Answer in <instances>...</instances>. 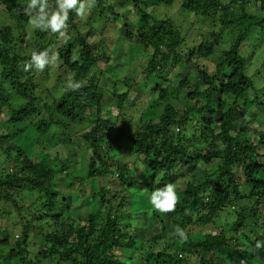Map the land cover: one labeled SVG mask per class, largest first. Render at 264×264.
<instances>
[{
  "label": "trees",
  "instance_id": "16d2710c",
  "mask_svg": "<svg viewBox=\"0 0 264 264\" xmlns=\"http://www.w3.org/2000/svg\"><path fill=\"white\" fill-rule=\"evenodd\" d=\"M148 1L122 2L126 3L122 7L129 6L143 20L136 27L122 17L123 12L116 13L111 7L110 19L122 17L124 39L145 51L140 66L135 67L137 61L131 65L133 80L138 84L140 74L145 80L156 81L153 97L159 113L154 117L149 115V108L143 109L134 119L126 110L131 83L126 81L127 89L118 92V81L98 68L110 57L95 50L89 35L79 31L74 10L69 12L70 39L65 42L57 34L39 29L25 36L29 17L24 8L28 0H0L2 13L15 21L19 31L16 35L11 24L0 23V215L15 213L8 220L18 229L16 238L7 224L0 231V243L8 248L1 255L5 259L19 264L46 260L54 264L255 263L245 241L255 246L261 240L258 236L250 239L246 230L248 218L264 202V121L260 122L263 127L251 126L254 117H245V111L252 107L262 113L264 59L254 76L261 81L257 87L247 72L254 52L246 57L241 47L249 40L251 44L259 41V56L264 53V0H252L257 13L247 11V0H182L183 10L211 27L205 34H198L199 43L185 52L181 46L187 33L171 18H158ZM54 2L50 0V4ZM104 3L96 0L98 12H102ZM156 3L170 4L172 0ZM225 32H230V43L220 52L213 70L202 66L200 86L186 76L180 77L176 90L161 85L168 81L164 73L175 70L183 59L198 65L192 57H209L222 43ZM49 47L59 53L58 67L83 84L76 91L65 86L56 102L42 100L35 93L36 71L22 68L33 50ZM105 73L113 84L107 100L114 98L113 121L104 114L111 105L104 99L106 83L99 81ZM179 94L183 97L181 105ZM28 119L36 145L41 148L35 157L28 156L21 146L22 136L27 135L22 122ZM82 141L88 154L83 174L69 169V186L79 180L83 185L76 200L85 196L87 185L90 189V210L85 219L79 220L72 196L61 193L57 186L66 157L61 158L58 150L46 151L54 145L74 147ZM139 159L142 180L136 172ZM103 178L111 185L99 183ZM93 181L97 185H92ZM168 183L176 186L179 201L174 211L161 213L149 197ZM140 190L147 193L158 231L144 237L137 248L138 219L133 207L137 205L134 194ZM245 201H252V205ZM221 210L232 219L229 217L223 228L217 226V230L196 236V228L212 224ZM176 227L185 231L186 240L174 234ZM30 235L39 246L35 256L27 259ZM187 258L193 261L185 263ZM257 264H264V251Z\"/></svg>",
  "mask_w": 264,
  "mask_h": 264
},
{
  "label": "rangeland",
  "instance_id": "374dc122",
  "mask_svg": "<svg viewBox=\"0 0 264 264\" xmlns=\"http://www.w3.org/2000/svg\"><path fill=\"white\" fill-rule=\"evenodd\" d=\"M124 0H105V3L103 4L102 12H98L96 10V5L90 10L89 15L85 20H81L78 16L74 22L76 23L79 31H81L84 35H89L88 39L93 45L94 49L97 51H100L101 53H104L105 55L110 57V60L108 62L102 60L100 62V65L98 68H102V70H105L109 75L113 76L118 81V89L117 91L120 92L122 90L127 89L126 81L131 83L130 91L127 94V101H126V110L133 116L134 119H137L139 117V114L143 109L149 110V115L156 117L157 113L160 111V107L158 105V102L154 100L153 94H154V86L156 85V81L152 80L150 78L149 80H145L141 78L140 74H137L139 76V83L137 84L133 80V73L131 72V65L134 61L138 62V65H135V67L140 66L139 64L142 62L143 56L145 55V51L143 48H139V46H135L133 43H129L124 39V33L121 29V25H123L122 17L129 18L128 21H130V24L138 25L139 21L141 24V20L135 10L130 9L129 6L122 7V4ZM248 3L246 5L247 11L251 12H258L257 8H254L252 5V0H247ZM182 0H172V3L166 4V3H156V0L148 1L146 4L153 5L151 7L153 9V13L158 18H171L175 23L177 24V27L182 30L184 33L186 32V38L184 43L181 46V50L183 52L187 51L188 49H192L195 47L199 41L200 37L198 34H205L207 30H210L211 27L208 23L203 20V22L200 21L198 16H195L192 13L186 12L182 9L181 3ZM111 7L116 11V13L123 12L122 17H118L115 21L113 19H110L112 15ZM151 9L150 7H148ZM147 8V9H148ZM152 11V10H151ZM234 11L235 13L239 12V7H235ZM143 22V20H142ZM0 23L3 24H11L15 34L17 35L19 33L18 29H16V23L15 21L9 19L6 15L2 13V9L0 8ZM139 24V25H140ZM120 28V30H119ZM35 29H32L29 25L24 31V35L26 36V33H34ZM229 31V29L227 30ZM230 33V32H228ZM227 32L223 33L221 36L222 43L219 44L217 48H215L214 52L207 58L201 59V58H195L192 57L193 60L198 63H192L187 61L186 59L182 60V64L180 66H177L175 70H168L164 75L168 78V81L162 82L161 85L165 86L169 90H176L178 81L180 80V77H188L189 80L196 86L201 85V81L199 80V73L202 69V66H205L209 71L213 70L215 67V63L218 60V56L220 55V52L225 49L229 43L231 36ZM232 33V32H231ZM258 37L262 38L261 35ZM251 40L244 43V45L241 47V52L244 56H248L251 54V52H254V55L250 56L251 60L250 63L247 65V72L248 74H251L253 79L256 81V86L261 85V81L256 77V71L261 66V62L264 59V53L259 56L260 53V42L251 44ZM264 49V46L261 47ZM30 50V48L28 49ZM256 55V59H255ZM254 57V58H253ZM129 60H132L130 63H128ZM254 62V63H251ZM199 66V67H197ZM140 70V69H139ZM36 71V72H35ZM34 72L36 73V90L35 93L39 95L42 100L50 101V102H56L58 98L64 93V88L67 86V82L69 80L70 73L68 71L63 70L62 68H59L58 65L51 66L49 65L44 69V71L40 72L34 69ZM48 73V74H46ZM104 76L99 77V81L102 83H106L104 90V99L105 102H108V104H111L114 102V98L111 96L109 99L110 101H107L109 96L111 95V91L113 90V84H111V81L107 80L105 78L106 74ZM60 76V78L58 77ZM127 79V80H126ZM258 81V82H257ZM125 82V83H124ZM148 85V86H147ZM174 88V89H173ZM179 105L183 102L182 94H179L177 97ZM262 108V113H264V106ZM106 111V110H105ZM255 111L252 107L249 108V110L245 111V117L247 116H253L254 117V123H251V126L254 127H263V125H260V122L264 121V115ZM104 114H109L106 117L110 118V120H114L116 117L115 109L112 107V104L109 106V109L104 112ZM29 119L27 121L22 122V126L27 127L26 134L22 136L21 146L24 148L25 153L28 156L35 157V154L38 150L41 148L36 145V140L33 137V131L31 130V126L29 125ZM237 122L243 121L241 118H236ZM4 124L3 122H1ZM85 122H83L84 124ZM120 123V122H118ZM18 127L21 125H17ZM85 126L82 127V129ZM75 144V143H74ZM46 147V146H45ZM63 147V149L61 148ZM49 150L46 152L48 153H55L57 150L59 151L60 157L65 158L64 159V171L62 174L59 175V178L57 180V186L58 189L61 191V193L65 195L72 196V199L74 200L73 203L76 209V214L79 220L85 219L87 216V212L90 210V203H89V185L86 187V194L84 197H79L78 200L75 199V196L79 195L78 192L80 190H83V185L81 184V181H77L76 184L73 187L69 186L70 183V174L72 168L77 169L76 171L79 172V175L83 174L81 173L83 170V167L86 163V158L88 156L87 153H85L86 145L85 142L82 141L80 144H75L74 147L71 144H64L63 146H57L54 145L53 147L49 148ZM1 151H0V160H1ZM137 164V175L140 180H142V162H140V159L136 161ZM8 167H12V162H9ZM68 172V173H66ZM104 183L107 186L111 185L109 180L107 178H103L99 181V183ZM181 183V180L178 182V184ZM92 185H97V181H93ZM144 188V187H143ZM85 189V188H84ZM93 191V190H91ZM147 193L144 190H140L139 192H135L134 194V200L137 202V205L133 207V211L135 213V217L138 219V225L136 229V236H137V248H140L142 245V239L144 237H149L152 234L156 233L158 231V225H157V217L152 212V207L149 202L146 201ZM27 203L30 202V200H25ZM19 202H21V199H19ZM245 204H248L249 206L252 205V201L247 203L245 201ZM11 207V206H10ZM14 210L13 207L10 208V211ZM13 213V212H12ZM28 214H31L28 212ZM229 213L225 210H221L219 217L212 223L207 226L196 228L197 233L196 236H201L205 232H212L216 229L218 226L219 228H223L227 220L230 216H228ZM10 217H15V213L12 215L10 213L7 214H1L0 215V231L2 230V227L4 228L7 225H9V231L10 234L15 235L18 233V229L15 230L12 226L11 221L8 220ZM232 219V217H230ZM229 219V220H230ZM217 230V229H216ZM195 231V230H194ZM247 235L250 239H253L254 237L258 236L262 241L264 242V202L260 205V209L254 213V215L250 216L248 218V228L246 230ZM32 234V233H30ZM12 236V237H13ZM0 237L1 234H0ZM16 238V237H15ZM29 247L28 252L26 255V258L29 259V257H34L35 254L38 251V240H34L31 235L29 239ZM245 245L250 250L252 259H254L255 263L257 264L258 259H260L261 255L263 254V251L256 250L255 246H252L251 243H248L245 241ZM0 264H19L14 259H5L4 255L7 253L8 248L6 245L0 243ZM2 251V252H1ZM183 257V255L181 256ZM254 257V258H253ZM250 259V260H252ZM190 261H193L192 259H185V263H189ZM250 262V261H249ZM41 264H54L53 260L51 261H42ZM229 264V263H226Z\"/></svg>",
  "mask_w": 264,
  "mask_h": 264
},
{
  "label": "clouds",
  "instance_id": "9594fccd",
  "mask_svg": "<svg viewBox=\"0 0 264 264\" xmlns=\"http://www.w3.org/2000/svg\"><path fill=\"white\" fill-rule=\"evenodd\" d=\"M95 5L96 0H55L54 5L50 4V0H28L24 13L29 17L32 29L50 31L57 34L58 39L67 42L70 39L67 34L69 12L74 10L81 20H85ZM59 62V53L49 47L39 51L33 50L30 60L25 62L22 68L24 71L34 68L42 72L49 65L56 66ZM82 86V82L71 77L67 82V88L73 91L79 90ZM149 199L152 206L161 213L174 211L179 201L176 186L172 183L151 192ZM174 234L181 240L187 239L185 231L179 227L174 229ZM255 249L264 251V242L257 241Z\"/></svg>",
  "mask_w": 264,
  "mask_h": 264
}]
</instances>
